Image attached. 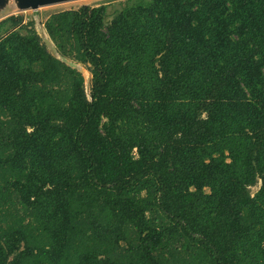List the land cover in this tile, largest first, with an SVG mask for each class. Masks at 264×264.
I'll return each instance as SVG.
<instances>
[{
	"label": "trees",
	"instance_id": "obj_1",
	"mask_svg": "<svg viewBox=\"0 0 264 264\" xmlns=\"http://www.w3.org/2000/svg\"><path fill=\"white\" fill-rule=\"evenodd\" d=\"M108 7L0 20V264H264V0Z\"/></svg>",
	"mask_w": 264,
	"mask_h": 264
},
{
	"label": "rangeland",
	"instance_id": "obj_2",
	"mask_svg": "<svg viewBox=\"0 0 264 264\" xmlns=\"http://www.w3.org/2000/svg\"><path fill=\"white\" fill-rule=\"evenodd\" d=\"M125 0H75L71 2L61 3V4H55L45 7H40L38 9V14L34 15L32 10H26L22 12H17L15 10H10L7 15H17L21 14L24 18L25 22H33V27L38 34V36L41 38V40L44 42V40H48L49 43L46 44L47 48L52 51V48H54L52 42L49 40L45 29H44V21L45 19L53 13L69 10V9H77L80 6L83 5H89V6H97L100 4H107L109 5L108 10L112 12L114 10V7H118V4ZM78 69L82 70L84 74L85 79V92L87 97H89V86H90V79L91 75L87 68L83 65L78 64ZM259 188V183L256 186L250 187V191L252 194H254ZM6 208L0 209V233L3 229H5L8 222H10L12 219L17 218L16 217V211H11V213H6ZM12 210V209H11ZM16 210H18L19 215L17 219L24 220V224H28L30 227L34 225V221L31 217H28V215L20 208V206L16 207Z\"/></svg>",
	"mask_w": 264,
	"mask_h": 264
},
{
	"label": "water",
	"instance_id": "obj_3",
	"mask_svg": "<svg viewBox=\"0 0 264 264\" xmlns=\"http://www.w3.org/2000/svg\"><path fill=\"white\" fill-rule=\"evenodd\" d=\"M75 0H0V20L10 16L7 15V13L10 10H15L17 12H22L26 10H32L34 15L38 14V9L40 7L55 5V4H61L66 2H71ZM45 44H48V40H44ZM52 52L55 54V49L52 48ZM62 61L65 62L67 65H69L72 68H77L78 65L67 61L65 58H62ZM79 72H83L82 70H79ZM83 77L84 74L82 73Z\"/></svg>",
	"mask_w": 264,
	"mask_h": 264
}]
</instances>
